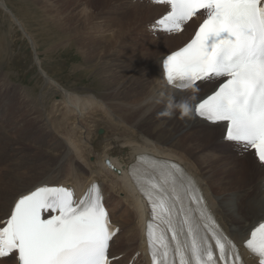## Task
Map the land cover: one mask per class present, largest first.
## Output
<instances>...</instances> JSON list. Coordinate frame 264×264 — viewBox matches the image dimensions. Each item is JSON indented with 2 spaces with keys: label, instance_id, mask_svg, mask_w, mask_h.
I'll return each mask as SVG.
<instances>
[{
  "label": "bare ground",
  "instance_id": "6f19581e",
  "mask_svg": "<svg viewBox=\"0 0 264 264\" xmlns=\"http://www.w3.org/2000/svg\"><path fill=\"white\" fill-rule=\"evenodd\" d=\"M118 1L123 14L108 30L118 42V51L124 55L110 61L104 59L102 65H97L99 58L84 53V61L106 90L93 94L86 89L63 87L42 68L36 38L27 32L23 20L6 0H0V8L9 13L33 46L34 60L45 83L62 95L61 100L52 105L60 118L46 123L54 134L56 156L52 164L45 163L41 167L34 164L36 166L26 171L11 170V174H5L10 170H0V227L11 213L15 200L39 185L67 184L82 197L98 182L112 220L119 227L110 248L112 264H150L144 235L149 219L146 200L127 180L137 156L149 152L185 166L199 181L226 231L242 245L250 230L264 218V165L254 151L226 140L225 124L206 121L191 111L193 98L209 94L217 82H198L195 90H182L167 84L162 69V59L187 43L205 16L201 14L192 19L182 32L169 33L153 24L155 17L158 20L169 11L167 4H156L153 0ZM70 36L71 42L76 44V35ZM113 38H107V43L114 41ZM168 45L175 48L167 51ZM20 89L13 93L6 108L17 110L14 106L23 98ZM185 108L189 109L188 114ZM46 118L50 120L49 116ZM1 122L2 119L0 151L1 143L8 139ZM104 125L107 126L105 133L99 135L98 129ZM40 131L42 138L48 133L42 127ZM1 153L3 160L4 150ZM91 156L94 161L90 160ZM106 159H110L121 174L109 168ZM243 252L248 264H258L256 258ZM14 257L12 254L0 259V264H17Z\"/></svg>",
  "mask_w": 264,
  "mask_h": 264
},
{
  "label": "snow or ice",
  "instance_id": "6c2138e0",
  "mask_svg": "<svg viewBox=\"0 0 264 264\" xmlns=\"http://www.w3.org/2000/svg\"><path fill=\"white\" fill-rule=\"evenodd\" d=\"M153 2L169 6L157 21L169 33L182 32L197 13L205 16L190 41L164 58L167 83L195 90L198 82H217L210 94L193 98L191 111L224 123L226 140L254 150L264 165V0ZM130 169L155 217L147 229L152 264H242L237 245L178 164L157 160L141 172L136 165ZM116 231L98 185L78 200L71 188L38 186L16 200L0 227V258L15 254L17 264H111L109 242ZM244 244L264 264V218Z\"/></svg>",
  "mask_w": 264,
  "mask_h": 264
},
{
  "label": "rangeland",
  "instance_id": "374dc122",
  "mask_svg": "<svg viewBox=\"0 0 264 264\" xmlns=\"http://www.w3.org/2000/svg\"><path fill=\"white\" fill-rule=\"evenodd\" d=\"M113 1L110 0L109 4L107 0H6L8 6L23 20L27 32L33 39L36 38L42 68L63 87L69 90L86 89L93 94L105 93L106 90H103L94 70L84 61V53H88L91 58H99L96 60L97 65H102L104 59L110 61L124 55L118 51V42L108 30L113 28L117 17L123 14L119 1ZM156 20L155 17L153 24H157ZM70 35H76L79 41L76 39V44L71 42ZM110 36L114 41L107 43ZM167 48L168 51L175 47L168 45ZM34 52L20 27L7 11L0 8V119L3 133H8L7 141L1 143L0 153L4 150V156L1 160L0 154V170H10L5 174H11V170L26 171L31 166L52 164L56 156L52 138L54 134L47 124L60 118L52 105L60 101L62 95L45 83L35 63ZM19 87L20 95L25 100H18L14 106L17 110L6 108ZM47 116L50 120H47ZM41 127L44 132H48L43 138L40 135ZM106 127L100 126L98 132ZM90 160L94 161V157L91 156ZM18 168L20 170H16Z\"/></svg>",
  "mask_w": 264,
  "mask_h": 264
},
{
  "label": "water",
  "instance_id": "95a60500",
  "mask_svg": "<svg viewBox=\"0 0 264 264\" xmlns=\"http://www.w3.org/2000/svg\"><path fill=\"white\" fill-rule=\"evenodd\" d=\"M99 133L102 134V133H103V129H100V130H99Z\"/></svg>",
  "mask_w": 264,
  "mask_h": 264
},
{
  "label": "clouds",
  "instance_id": "9594fccd",
  "mask_svg": "<svg viewBox=\"0 0 264 264\" xmlns=\"http://www.w3.org/2000/svg\"><path fill=\"white\" fill-rule=\"evenodd\" d=\"M170 114V113H169ZM185 114H188V111L185 110Z\"/></svg>",
  "mask_w": 264,
  "mask_h": 264
}]
</instances>
